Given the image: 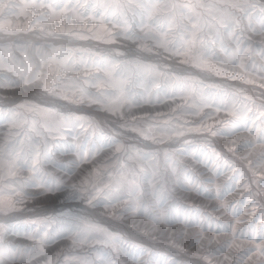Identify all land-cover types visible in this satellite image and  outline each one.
Instances as JSON below:
<instances>
[{
  "label": "snow or ice",
  "instance_id": "1",
  "mask_svg": "<svg viewBox=\"0 0 264 264\" xmlns=\"http://www.w3.org/2000/svg\"><path fill=\"white\" fill-rule=\"evenodd\" d=\"M29 8L43 11L34 16L26 11ZM20 16L31 23L13 25L10 18ZM254 19L259 24L258 31L264 33V2L220 0V3L206 4L180 0H88L81 3L80 0H29L18 4L14 0H0V30L5 37L31 31L37 24H49L56 27L49 31L40 29L38 39L95 40L116 45L109 52H97L57 43L12 39L0 44L2 51L10 52L15 48L25 54L22 61L11 56L8 62L0 58V68L17 77L0 76V87L23 88L40 81V87L31 97L7 108L0 106V116L10 125L4 134L3 145H0V172L6 170L10 176L21 170L31 173L27 179L6 185V196L5 189L0 188V216L9 217L0 222V264H18L44 255V249L61 238L71 239L73 244L102 241L112 245L117 254L126 252L128 247H135L129 245L118 230H110L95 222L91 218L92 212L83 214L69 210L59 216L31 220L13 218L11 214L24 211L18 206L23 205L26 199L37 198L26 189L38 187L41 189L39 195L60 193L64 200L80 201L90 210L103 208L105 211L96 215L117 223L139 217L151 221L154 227L170 224L169 213L163 210L164 200L160 198L169 176L160 172L156 161L163 155L167 162L174 153L188 154L189 149L197 162H201V155L205 156L203 163L213 173L212 177L201 181L188 172L186 166H179L183 174L191 176L200 185L214 184L215 178L223 173H232L223 185L217 186L215 193L196 188L207 198L221 201L213 211L223 208L233 217L232 221L220 224L203 213L197 225L204 231L206 218L207 230L214 234L223 230L230 234L231 239L220 248L202 254L191 250L198 242L196 237L192 238L189 247H180L175 240L167 246L191 257L198 264H212L211 258L225 251L232 240L247 239L253 247L243 249L234 258V264H242L243 259L252 253L264 257V203L257 199L264 194V173L256 171L264 168V153L250 161L245 166L247 170L225 155H235L256 143L264 144V102L257 104L250 97L242 96L241 89L205 83L188 71L194 69L204 76L244 83L252 82L248 75L253 73L264 79V65L257 69L251 61L244 62L243 53L251 45L246 31H257ZM71 21L84 23L74 25ZM120 41L126 43L121 44ZM127 44L134 47L122 51ZM28 49L33 50L37 59L27 55ZM146 56L158 59L147 60ZM261 56L264 59V51ZM170 58L175 59V67L167 63ZM226 65L239 67L241 72L229 71L223 67ZM93 69L94 73L90 71ZM82 70L85 75L76 78L69 79L63 75L67 71ZM88 87H95L97 91L90 92ZM161 94L181 103L154 116L129 117L128 113L135 108L161 103ZM261 96L264 97V93ZM37 97L41 99L37 100ZM56 102H65L76 111L86 104L95 105L96 111L106 112L115 118L103 121L112 127V134L106 133L95 119L77 115L72 110L64 111ZM205 108L211 111L204 112ZM221 112L225 118L217 119ZM187 114L198 116L199 120L181 119ZM213 119L216 123H207ZM240 131L249 132L255 139L222 150L207 139L186 140L180 147H174L186 134L228 137ZM128 134H131L130 140L145 142L149 150L121 139ZM165 143L169 147H157ZM106 149L114 151L103 162L84 170L78 180L71 179ZM122 159L126 162L121 163ZM145 164L151 171L144 167ZM47 165L63 175L45 171ZM177 167L172 160V175H176ZM145 183L149 185V191L144 189ZM237 187L246 190L239 203L250 204L251 215L256 216L259 228L255 227L256 221L251 220L247 222V228L235 227V223L240 222V214L234 210L238 202L225 203L224 198ZM148 195L152 197L151 203L146 199ZM257 206L261 209L258 215L255 211ZM25 225L28 227L24 228ZM188 225L191 226V222ZM145 234L149 233L146 231ZM9 237L35 243L29 247L14 243ZM143 251L154 255L148 249ZM61 252L48 257L45 264H60ZM78 264H117V261L110 254L95 250L94 258L80 257ZM166 264L181 262L167 258Z\"/></svg>",
  "mask_w": 264,
  "mask_h": 264
},
{
  "label": "rangeland",
  "instance_id": "2",
  "mask_svg": "<svg viewBox=\"0 0 264 264\" xmlns=\"http://www.w3.org/2000/svg\"><path fill=\"white\" fill-rule=\"evenodd\" d=\"M14 2L18 4H24L29 2V0H14ZM81 3H86L88 0H80ZM180 2L184 3H206V4H214L220 3V0H180ZM256 3L264 2V0H255ZM27 12L31 13L34 16H38L41 14L43 10L37 9H26ZM13 25L15 24H26L31 23L30 21L25 20L23 16L20 17H11L10 18ZM74 25H81L84 23L83 21H71ZM91 25V21L88 22ZM247 24V21H244ZM253 25L256 27L257 31H246L247 38L251 41V45L247 48L244 56V62L248 63L251 61L252 64L259 69L262 65H264V59H262L261 53L264 51V33H260L258 31L259 24L254 19ZM56 25L49 24H37L35 27L28 32H19L16 36L13 37H5L3 31L0 30V44L6 43L9 39L12 40H24V41H36L37 43H57L63 44L66 47H82L88 49L90 51L97 52H109L116 45L106 44L100 41H70V40H48L45 41L43 39H38L40 35V29H44L45 31L52 30ZM108 27H111L108 25ZM118 30V29H115ZM119 43L125 44L126 42L120 41ZM134 47V45L127 44L125 48H122V51H127L129 48ZM234 47V46H233ZM24 53L13 48L10 52L0 50V58H2L5 62L9 61V57H14L17 60H24ZM27 55L32 57L33 59H37L35 53L32 49L27 50ZM87 59V57H86ZM147 60H156V57L146 56ZM167 63H170L173 67L176 65V61L174 58H170ZM226 67L229 71L241 72L239 67L232 68L230 65L223 66ZM134 70V69H133ZM45 71H47V67H45ZM92 73L95 70H90ZM188 71L193 72L199 79L203 80L205 83H215L223 86H227L233 89H241L243 90L242 96H248L257 104L264 102V97L261 96V93H264V79H261L258 73H253L248 75V79L251 80V83H244L243 81H232L227 80L225 78L220 77H208L196 72L194 69H188ZM63 75L66 78L72 79L79 76L85 75V72L82 70L80 72L75 71H67L64 72ZM0 76H8L13 79L17 77L14 73L7 71L4 68H0ZM40 87V81H36L32 85H27L23 88H2L0 87V106L5 108L11 106L13 103L18 102L21 99L29 98L35 93ZM139 90V89H138ZM88 91L96 92L97 89L95 87H88ZM155 91V89H154ZM37 100L41 98H36ZM161 103L153 104V105H145L140 108L133 109L130 113H128L129 117L131 116H146V115H155L160 112H168L172 107L177 104H180V100L167 99L163 97L161 94ZM57 106L64 111L72 110L77 115H87L96 121L100 122V126L104 129V131L108 134H112V127L108 124L103 123L105 119L113 120L114 117L110 116L106 112H98L96 111V106H88L87 104L80 110L76 111L72 109L70 105H67L65 102H56ZM204 112H209L211 109L205 108ZM225 118L224 112L219 114L217 119ZM181 119L189 120V121H198V116H193L190 114L184 115ZM207 123L214 124L216 123V119L209 120ZM10 125L9 123L0 116V145H3L4 142V134L9 131ZM79 130V129H77ZM128 136H122L121 139L128 140L129 143L136 144L141 147L143 150H149L148 147L145 146V142L140 140H130ZM67 139L71 140L70 137ZM81 139L83 137L81 136ZM210 140L213 144L217 146L218 149H223L225 147H235L239 143L243 141H253L255 137L247 131L237 132L235 135L228 137H210L206 134L201 133H191L186 134L185 136L180 138L178 144L174 147H180L184 141H203ZM73 143H78V141H71ZM160 148H167L169 144L165 143L162 145H158ZM114 149H106L102 151L99 155L95 157L92 164H88L83 166V168L77 172L75 176H73L72 180H78L80 175L84 170L90 169L95 164H99L103 162L108 156L112 154ZM261 153H264V144L256 143L252 148H246L242 151L237 152L235 155L230 153H225L230 160L237 163L241 168L246 169V165L249 164L250 161L255 160ZM197 155H200L197 152ZM240 157H247V159H239ZM61 160L67 159L66 157H58ZM206 159L205 156H200V161L197 162L193 159L191 154V149H189L188 154H179L174 153L171 157V160L165 161L163 155L160 156L156 163L158 164L159 170L162 173H165L169 176V181L167 185L161 190L160 198L164 200L163 210L169 213V219L171 221L170 224H161L159 226L154 227L151 221L139 217L126 218L122 223L114 222L108 219L105 216L96 215V213L104 212L103 208H99L96 210H90L88 206L80 201L73 200H64L62 194L57 193L53 195L52 193H48L45 195H39L41 189L38 187L28 188L26 191L31 196H36L35 200L26 199L23 205H19L18 207L25 209L24 211L12 213L11 217L18 218L21 220H31L36 217L42 216H59L61 213L68 212L69 210L73 212L88 214L92 212V219L95 222L101 224L104 227L109 228L110 230H118L119 233L124 237V240L129 245H134L135 247H128L126 252L116 253L113 246L102 241L93 240L87 244L76 243L73 244L71 239H59L57 242L52 244L51 246L44 249V255L37 256L31 260L25 259L22 262H18V264H45V261L48 257L54 255L57 252H61L59 257L60 264H78V258L83 256L95 257V250H100L105 253L111 255V257L117 261V264H166L167 258H174L177 261H180L181 264H198L192 260L191 257L184 256L178 253L174 248L168 247L173 240L180 247H189L190 241L193 237H196L198 242L191 247V250L196 253H204L205 251H211L213 249L220 248V246L227 240L231 239L230 234L221 230L219 234H214L212 231L207 230V220L205 218V230L202 231L201 228L197 225V221L201 219V215L203 213L209 214L214 221H219L220 224H224L225 222H229L233 220L231 214L226 213L223 208H220L218 211H213L221 201L218 199H209L207 198L203 192L198 193L196 188L202 187L203 189L208 190L209 192L215 193L217 191L218 185H223L228 178L232 175L231 172L223 173L218 178H215L214 184H203L200 185L197 181L193 180L191 176L185 175L181 172L179 166H186L188 172L193 173L197 176L198 180H206L209 177L213 176V173L209 171L203 161ZM174 160L178 165L176 169V175H172L171 169V161ZM126 162V159H122L121 163ZM144 167L151 171V168L148 167L147 164ZM47 172H56L57 175H63L61 172H58L51 165H47L44 168ZM258 174L264 173V168L256 169ZM203 173V175H201ZM31 173L27 170H21L16 173L15 176H10L7 174V171L0 172V188L5 189V196L7 195L6 185L16 181V180H24L27 179ZM67 179V177H65ZM179 180L177 183L176 181ZM143 187L146 191H149V185L147 183L143 184ZM253 190L257 191L255 186H253ZM246 195V190L240 187H237L235 190L229 192L225 198V203L238 202L235 204L234 210L237 211L239 215V221L235 223V227L237 229L247 228L248 221H256V216L251 215L252 209L248 202L239 203L241 197ZM146 199L151 203L152 197L151 195L146 196ZM260 203H264V194H261L257 197ZM27 209H33L32 211H28ZM257 215L261 211L260 207L257 206L255 209ZM9 217L0 216V222H4ZM188 222H191V226L188 225ZM259 222L256 221L255 227L259 228ZM28 226L25 225L24 228ZM213 228L216 227V224L213 223ZM149 234H145V232ZM9 240L17 244H23L26 246L34 245L35 241L32 240H24L20 238H12L9 237ZM211 241V243H209ZM249 247H253L252 242L247 239H235L232 240L230 246L223 252L218 255L213 256L212 264H234V258L243 250ZM143 249L150 250L154 255H149L147 252H144ZM130 253V254H129ZM261 261H264V257H260L258 253L249 254L247 257L243 259L242 264H261Z\"/></svg>",
  "mask_w": 264,
  "mask_h": 264
}]
</instances>
